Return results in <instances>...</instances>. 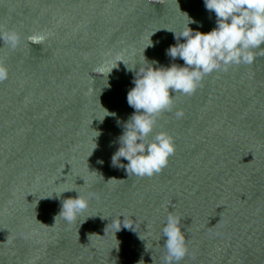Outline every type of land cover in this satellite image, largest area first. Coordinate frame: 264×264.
I'll use <instances>...</instances> for the list:
<instances>
[{"label": "water", "instance_id": "water-1", "mask_svg": "<svg viewBox=\"0 0 264 264\" xmlns=\"http://www.w3.org/2000/svg\"><path fill=\"white\" fill-rule=\"evenodd\" d=\"M189 18L193 31L216 26L203 0H0V32L19 37L14 49L0 40L8 73L0 81V264H163L169 213L186 236L180 264H264L259 50L254 63L214 71L192 95L177 94L156 118L153 135L164 131L175 143L161 172L127 176L111 166L134 112L126 97L135 72L146 59L183 65L166 56L177 43L166 29L179 35ZM36 34L46 39L34 44ZM107 111L116 115L101 123ZM66 189L91 194L88 207L54 224L60 199L77 195L55 197Z\"/></svg>", "mask_w": 264, "mask_h": 264}, {"label": "clouds", "instance_id": "clouds-1", "mask_svg": "<svg viewBox=\"0 0 264 264\" xmlns=\"http://www.w3.org/2000/svg\"><path fill=\"white\" fill-rule=\"evenodd\" d=\"M203 3L207 11L215 14L216 26L211 31H193L188 25L196 21L190 18L186 29L179 35L166 29L173 33L177 41L166 49V56L172 61L182 60L183 65L171 63L170 66H159L158 61L145 58L148 66L135 72L132 80L134 86L128 90L126 97L134 112L123 123L122 132L117 138L119 147L111 157V166L124 169L127 176L151 177L161 172L175 153L173 137L164 131L154 135L153 132L156 118L166 111H172L177 94L192 95L206 75L226 70L232 65L254 63L256 50L264 54V47H261L264 45V0H203ZM45 39L43 34L30 37L34 44H40ZM0 40L14 49L19 37L15 32H0ZM97 71L103 73L105 68L99 66ZM7 75L6 67L0 64V81L6 79ZM109 115L115 117L116 114H106L99 121L102 123ZM183 115L182 110L175 112L177 119ZM120 124L121 121L117 120V125ZM122 158L127 161L126 164L121 163ZM97 162L103 163L102 160ZM73 190L77 193L74 198L60 199L63 193ZM55 197L60 199V211L54 217V224L57 217L71 223L86 210L91 194L85 198L76 189H66L55 194ZM161 231L167 253L163 264H180L188 254L180 218L169 213ZM143 262L141 259L138 264Z\"/></svg>", "mask_w": 264, "mask_h": 264}]
</instances>
